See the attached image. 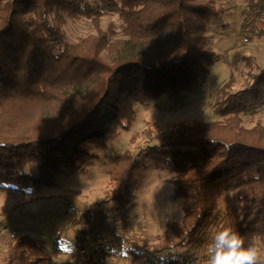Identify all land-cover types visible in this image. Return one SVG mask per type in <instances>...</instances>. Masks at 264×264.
Instances as JSON below:
<instances>
[{
  "label": "trees",
  "instance_id": "trees-1",
  "mask_svg": "<svg viewBox=\"0 0 264 264\" xmlns=\"http://www.w3.org/2000/svg\"><path fill=\"white\" fill-rule=\"evenodd\" d=\"M250 6L258 17L264 0ZM222 13L211 0H0V190L26 195L55 185L63 171L97 158L93 147L105 149L120 127L130 128L135 103L205 79L217 57L206 45L207 22ZM112 14L118 23L104 27ZM84 19L92 30L71 40L68 23ZM243 61L251 67L256 59ZM258 70H248L239 90L231 79L219 89L213 108L223 119L177 123L160 144L115 157L106 193L120 205L150 168L172 174L182 199V219L168 222L170 234L157 243L118 235L135 264H196L224 228L245 246L264 244V122L247 127L243 118L264 110ZM228 191L235 202L220 214ZM98 215L85 211L72 224L94 225ZM51 258L28 233L8 242L6 264Z\"/></svg>",
  "mask_w": 264,
  "mask_h": 264
},
{
  "label": "rangeland",
  "instance_id": "rangeland-1",
  "mask_svg": "<svg viewBox=\"0 0 264 264\" xmlns=\"http://www.w3.org/2000/svg\"><path fill=\"white\" fill-rule=\"evenodd\" d=\"M211 1L223 13L207 22L206 45L217 57L205 79L175 96L161 95L135 103L130 128L120 127L119 136L109 141L105 149L93 147L97 158L80 169L63 171L55 185L30 189L26 195L0 190V264H6L9 240L23 233L30 234L50 252L49 264H73L76 258L81 263L76 254L83 245L101 250L100 264H135L119 234L149 244L170 234L168 222L183 217L182 199L175 198L169 181L172 174L150 168L126 206L109 197L106 190L117 155L125 151L137 155L160 144L162 136L172 132L177 123L223 119L213 108L219 89L231 79V89L239 90L246 82L248 70L255 73L264 67V23L248 29L262 13L256 17L258 10H252L251 0ZM110 21L118 23V15H106L102 25L105 27ZM91 25L85 19L70 21L66 29L71 40L76 41L92 30ZM245 56L256 59L251 67L243 61ZM243 118L245 126L253 127L259 120L264 122V110ZM27 169L35 171L36 166L29 165ZM234 202V193L226 192L219 205L220 214L228 212ZM88 210L99 213L94 225L72 224ZM257 246L264 251L261 241ZM209 247L194 263L206 264Z\"/></svg>",
  "mask_w": 264,
  "mask_h": 264
},
{
  "label": "clouds",
  "instance_id": "clouds-1",
  "mask_svg": "<svg viewBox=\"0 0 264 264\" xmlns=\"http://www.w3.org/2000/svg\"><path fill=\"white\" fill-rule=\"evenodd\" d=\"M206 264H264V251L230 228L212 233Z\"/></svg>",
  "mask_w": 264,
  "mask_h": 264
},
{
  "label": "built area",
  "instance_id": "built-area-1",
  "mask_svg": "<svg viewBox=\"0 0 264 264\" xmlns=\"http://www.w3.org/2000/svg\"><path fill=\"white\" fill-rule=\"evenodd\" d=\"M264 23V12H262L260 18L255 20L253 25H250L248 29L253 26H261ZM76 256L81 259V263L76 258V262L73 264H100L101 260V250L100 249H89L87 246H82L78 249ZM162 256L168 257V255L163 254Z\"/></svg>",
  "mask_w": 264,
  "mask_h": 264
}]
</instances>
